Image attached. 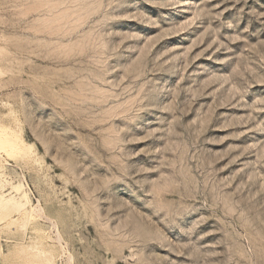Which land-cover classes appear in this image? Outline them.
Masks as SVG:
<instances>
[{
	"label": "rangeland",
	"instance_id": "1",
	"mask_svg": "<svg viewBox=\"0 0 264 264\" xmlns=\"http://www.w3.org/2000/svg\"><path fill=\"white\" fill-rule=\"evenodd\" d=\"M0 264H264V0H0Z\"/></svg>",
	"mask_w": 264,
	"mask_h": 264
}]
</instances>
